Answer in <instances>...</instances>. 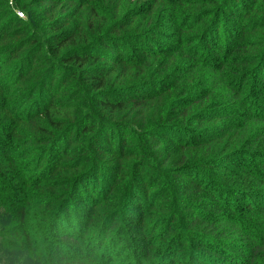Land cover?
<instances>
[{
    "label": "trees",
    "instance_id": "trees-1",
    "mask_svg": "<svg viewBox=\"0 0 264 264\" xmlns=\"http://www.w3.org/2000/svg\"><path fill=\"white\" fill-rule=\"evenodd\" d=\"M0 264H264V0H0Z\"/></svg>",
    "mask_w": 264,
    "mask_h": 264
}]
</instances>
